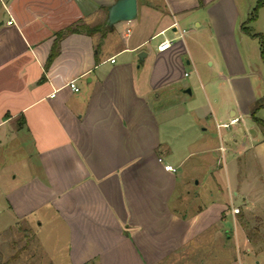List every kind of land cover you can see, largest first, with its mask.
I'll return each instance as SVG.
<instances>
[{
  "label": "crops",
  "instance_id": "crops-1",
  "mask_svg": "<svg viewBox=\"0 0 264 264\" xmlns=\"http://www.w3.org/2000/svg\"><path fill=\"white\" fill-rule=\"evenodd\" d=\"M116 1L0 0V172L8 150L21 153L2 185L13 217L4 231L63 232L60 264H259L264 233L250 230L264 221V129L251 111L264 99V7L248 35L258 0H137L134 20L109 26ZM164 39L173 43L160 52ZM210 117L217 129L253 122L227 142L218 130L216 147ZM221 147L226 179L212 174L231 204L210 189L197 206L181 170ZM48 250L44 264H58Z\"/></svg>",
  "mask_w": 264,
  "mask_h": 264
},
{
  "label": "rangeland",
  "instance_id": "rangeland-1",
  "mask_svg": "<svg viewBox=\"0 0 264 264\" xmlns=\"http://www.w3.org/2000/svg\"><path fill=\"white\" fill-rule=\"evenodd\" d=\"M170 33H172V30H170ZM161 38L154 40L153 43L158 42ZM256 42L258 41L255 40L252 41V43L254 44ZM256 62L258 64L260 63L259 61ZM187 72L188 74L193 75L191 71H187ZM261 72H262L261 73L262 81L260 82V85H261V89H264L263 68L261 69ZM194 76L192 77L193 79H195L196 77ZM198 89L199 91H197V89L195 91V97H194V99L196 100L195 102L199 104H206L207 103L206 96L204 95L203 92H201L199 87ZM215 103L216 102L213 101L212 105L214 107H217ZM261 115L264 116V112ZM210 119L211 120L208 121V124H210L209 135L211 136L214 146L220 147L221 141L218 136L219 133L218 130H220V132L224 134L223 139L227 142V138L225 135L234 132L236 126L238 125L231 126L230 128L219 127L217 129L216 123L213 120V118L210 117ZM247 122L251 123L253 121L251 120L250 117H247V121L241 120V123H239L238 127L242 128V130L246 129L244 124H246ZM241 134L242 133H237V139L240 137ZM228 155H229L228 151L223 152L220 149L214 150L207 155L193 154L185 163V166H183L181 172H183V174L188 176V180L190 183L189 190L193 195L200 194L199 200L196 203L197 206L207 204V202H210L212 200L211 197L209 196L211 194L209 192L210 189L214 190L215 192L214 194L217 197L218 194H216L215 191L216 184L213 179V174L218 175L222 180L226 179L225 167L229 161ZM20 156H21L20 152L11 153L10 150H8L6 152L7 168L4 171L0 172L1 180H2L0 183V251L2 253V261L4 264H44L46 261L45 260L46 256L43 252V245H44L49 249L48 254L50 256L52 255L53 257L54 256L57 257L55 263H58L59 258L61 260L65 259L66 249H65V243H64L65 240L63 237V232L55 230L50 226H46L43 229L38 228L35 222H33V224L29 228L27 227L26 223L18 222L15 227H12L7 231H4L13 222V217L11 216V214L7 209V201L5 198L2 185L5 180L8 181L11 180L12 173L18 167L17 164L15 163V159ZM248 157L249 155H246V157H242V161L244 162V160L247 159ZM247 166H248L247 169L250 170L253 169L254 167L252 163L248 164ZM219 198H224L226 204L228 205L231 204V201L227 197L226 193L224 195H220ZM232 205L240 206L242 205V202L239 198H235L232 202ZM254 221H255L254 228H251L250 233L255 238L257 236L255 232L256 226L258 228L262 227L264 233V221L261 219H257ZM26 227L27 230L25 229ZM258 239L261 242L260 248L263 249L264 234L263 236L262 235L258 236ZM55 246L57 248H55ZM257 260L259 261V264H264V253L260 255L259 258H257ZM62 264L65 263L62 262Z\"/></svg>",
  "mask_w": 264,
  "mask_h": 264
},
{
  "label": "trees",
  "instance_id": "trees-1",
  "mask_svg": "<svg viewBox=\"0 0 264 264\" xmlns=\"http://www.w3.org/2000/svg\"><path fill=\"white\" fill-rule=\"evenodd\" d=\"M264 7V0H258L253 11L251 12L249 18L246 20V22L243 24V30L249 35L250 34V30L249 27L247 25H249L252 22H255L258 19V15H259V11L260 9ZM81 30L86 31L88 33H93L94 29H90L87 26H81L80 27ZM79 31L77 28H69L67 30L68 33L71 32H76ZM65 35L64 32H61L58 34V40L56 41L52 54L50 55L49 58V62H51L55 56L57 55V50L59 48V41L61 40V38ZM258 36L261 39V45H262V55L264 54V37L262 35H255ZM264 108V101H258L256 103V105L253 107L252 111H251V116L253 118V120L255 121V123H257L259 126H261L264 129V121L261 120L260 118L257 117V113ZM0 264H4L2 261V253L0 251Z\"/></svg>",
  "mask_w": 264,
  "mask_h": 264
},
{
  "label": "water",
  "instance_id": "water-1",
  "mask_svg": "<svg viewBox=\"0 0 264 264\" xmlns=\"http://www.w3.org/2000/svg\"><path fill=\"white\" fill-rule=\"evenodd\" d=\"M137 0H118L109 9L107 25L112 26L121 21H131L137 17ZM146 56L145 52L140 54L141 62Z\"/></svg>",
  "mask_w": 264,
  "mask_h": 264
},
{
  "label": "built area",
  "instance_id": "built-area-1",
  "mask_svg": "<svg viewBox=\"0 0 264 264\" xmlns=\"http://www.w3.org/2000/svg\"><path fill=\"white\" fill-rule=\"evenodd\" d=\"M182 36H183V33H180V38H181ZM172 43H173V40H171V39H164V40H162V41L159 43L157 49H158V51H160V52H164V51H166V50H168V49L171 48ZM114 61H115V60L112 59V62H114ZM69 86L71 87V89H72L73 91H78V90H79L78 87H77V85H76V83H75V81L70 82V83H69ZM239 121H240L239 118H235V119L230 120L229 123L219 125V127L229 128L231 124H237ZM220 150L223 151V152L226 151L224 147H221ZM165 168H166V170H168V171H172V172H176V171H177L176 168H174V167H172V166H170V165H167ZM233 212H234L235 214H238V213L240 212V209H239V208H234V209H233Z\"/></svg>",
  "mask_w": 264,
  "mask_h": 264
}]
</instances>
